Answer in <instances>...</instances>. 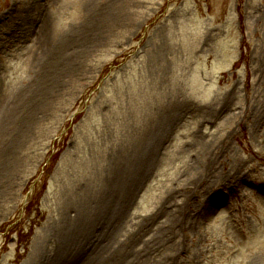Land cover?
<instances>
[{
  "label": "rangeland",
  "instance_id": "1",
  "mask_svg": "<svg viewBox=\"0 0 264 264\" xmlns=\"http://www.w3.org/2000/svg\"><path fill=\"white\" fill-rule=\"evenodd\" d=\"M0 264H264V0H0Z\"/></svg>",
  "mask_w": 264,
  "mask_h": 264
},
{
  "label": "bare ground",
  "instance_id": "2",
  "mask_svg": "<svg viewBox=\"0 0 264 264\" xmlns=\"http://www.w3.org/2000/svg\"><path fill=\"white\" fill-rule=\"evenodd\" d=\"M28 110H30V107H29V106H24L23 109L19 110V111H22V112H23V113H21V114L19 115V117H22L23 114H25L26 111H28ZM16 119H17V118H16Z\"/></svg>",
  "mask_w": 264,
  "mask_h": 264
},
{
  "label": "trees",
  "instance_id": "3",
  "mask_svg": "<svg viewBox=\"0 0 264 264\" xmlns=\"http://www.w3.org/2000/svg\"><path fill=\"white\" fill-rule=\"evenodd\" d=\"M19 238L21 239V238H22V236H19Z\"/></svg>",
  "mask_w": 264,
  "mask_h": 264
}]
</instances>
